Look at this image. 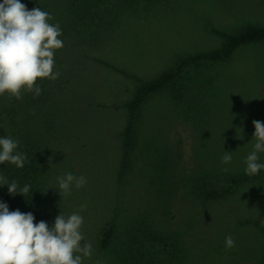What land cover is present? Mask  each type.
I'll return each instance as SVG.
<instances>
[{"label": "rangeland", "instance_id": "374dc122", "mask_svg": "<svg viewBox=\"0 0 264 264\" xmlns=\"http://www.w3.org/2000/svg\"><path fill=\"white\" fill-rule=\"evenodd\" d=\"M66 2L31 3L49 10L54 19L65 12ZM85 2L90 9L78 22L79 39L71 41L75 46L62 39L61 52L71 50L74 55L69 61L63 58L68 73L60 80L64 89L56 90L59 115L49 208L55 217L73 212L84 217L81 230L84 242L92 244V255L83 264L112 262L97 244L111 217L119 225L117 231L126 225L137 229L144 220L173 233L182 264H259L264 250V175L260 183L234 187L217 199L203 201L199 193L205 180L221 185L246 167L255 143L252 121L264 122V42L241 46L223 62L191 67L173 89L150 95L131 166L120 180L117 170L118 132L124 124L120 105L134 89L132 77L151 79L180 56L218 47L221 38L215 30L264 26V0ZM225 151L232 155L227 165L221 163ZM258 155V162L264 163V153ZM225 167L229 171L221 170ZM68 172L85 176L87 184L61 197L56 178ZM82 204L87 207L80 211ZM228 236L235 241L231 249L226 248ZM144 238L140 234L154 264H167L169 247Z\"/></svg>", "mask_w": 264, "mask_h": 264}, {"label": "trees", "instance_id": "16d2710c", "mask_svg": "<svg viewBox=\"0 0 264 264\" xmlns=\"http://www.w3.org/2000/svg\"><path fill=\"white\" fill-rule=\"evenodd\" d=\"M31 2L33 0H21V3L26 4L29 10L35 7ZM46 5L45 2L44 6ZM89 9L90 6L87 5V2L84 3V0H67L66 7L62 9V12H65L55 13L57 14L55 15L56 18L49 22L52 24L58 23L62 31L59 38L69 39L70 45L74 47L75 44H71V41L78 40L80 36L78 22L82 13ZM215 32L221 38L218 47L180 56L172 66L163 69L151 79L142 80L132 77L135 80L134 89L130 97L120 105L124 111V124L118 132L120 143L118 180L125 175L131 166V156L138 141L143 106L150 95L163 89H173L176 80L191 67L223 62L233 56L241 46L264 42L263 25L246 24L237 31L215 30ZM61 51L62 49L54 56L55 62L57 61L54 71H59L60 76L55 81L38 78L37 83L42 89L39 96L33 98L34 93H24L23 98L20 100L14 97L9 99L7 93L0 96V118L3 129L0 137L9 136L14 140H18L20 146L17 150L27 155L23 168H17L10 163L0 164V175L5 176L9 182L12 180L17 181L18 186L21 188L24 185L31 186L30 192L25 196L20 194L10 195L6 185L0 186V201L7 203L10 211L19 209L24 213L32 212L35 216L34 223L43 220L50 226L55 220V214L50 213L49 208L52 207L51 200L54 192L50 183L53 153H55L53 152L55 151L54 137H56L54 128L59 115V101L56 90L58 88L64 89L60 80L65 73H68L64 69L65 67L62 66L63 58L69 61V58L74 55L71 50L64 53ZM92 59L111 68V65L106 61L97 59L94 56ZM73 73L74 70L65 78L67 82L72 80ZM121 73L129 76L123 71ZM263 175L264 169L253 176L246 175L245 171H242L229 175L225 183L221 185L211 180H205L204 187L200 186L201 200L217 199L237 186L260 183L263 181ZM118 226L115 218L111 217L105 222L102 234L98 239V248L109 253L112 258L111 263L105 264H154L153 256L143 250V242L139 239L140 234L149 243L155 242L169 247L166 251L167 264H182V250L179 246V240L173 233H163L153 228L152 225L145 223L144 220L140 223L141 227L138 226L137 229L126 225L117 231ZM262 231L264 232V229ZM259 264H264V250Z\"/></svg>", "mask_w": 264, "mask_h": 264}, {"label": "clouds", "instance_id": "9594fccd", "mask_svg": "<svg viewBox=\"0 0 264 264\" xmlns=\"http://www.w3.org/2000/svg\"><path fill=\"white\" fill-rule=\"evenodd\" d=\"M53 17L40 7L31 10L21 0L0 2V96L20 100L24 93L41 94L38 78L52 81L60 76L55 68V50L64 42L58 23L52 24ZM254 125L253 150L247 155L244 169L249 176L264 169L259 161V153H264V122L252 121ZM18 140L9 136L0 137V164H12L23 168L27 155L18 151ZM232 161L231 152L225 151L222 164ZM223 172L229 171L222 168ZM55 189L61 197L71 195L73 188L79 190L87 184L85 176L71 172L58 176ZM6 185L10 195H27L30 185L18 186L17 181L0 175V186ZM87 207L80 206V211ZM32 212L9 210L7 203L0 201V264H83L84 258L92 255V244L84 242L82 232L84 217L78 212L70 215L60 213L50 226L41 220L34 223ZM226 248L235 246L231 236L225 238ZM99 264V262H97Z\"/></svg>", "mask_w": 264, "mask_h": 264}]
</instances>
